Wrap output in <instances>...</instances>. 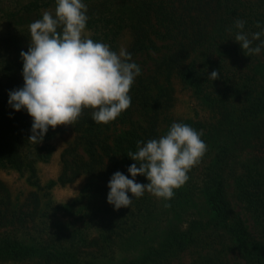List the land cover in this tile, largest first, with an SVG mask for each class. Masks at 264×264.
<instances>
[{
	"label": "trees",
	"instance_id": "1",
	"mask_svg": "<svg viewBox=\"0 0 264 264\" xmlns=\"http://www.w3.org/2000/svg\"><path fill=\"white\" fill-rule=\"evenodd\" d=\"M52 1L34 0L25 7ZM83 3L93 40L113 45L119 31L128 26L133 35L127 50L131 56L142 49L165 48L158 61L163 66L160 71L167 75L175 72L216 113L208 125L200 120L184 122L198 132L203 127L201 139L207 152L188 173L186 184L175 190L171 200H163L166 222L159 225L157 220L151 233L152 224L146 221L154 216L149 197L135 198L129 192L132 204L117 210L107 202L108 184L96 180L110 179L117 171L128 176L119 162L124 161L127 167L135 163L127 154L137 151V141L147 142L167 133L170 127L161 130L158 124L164 107L159 106L157 95L163 87L156 95L148 92L146 85L131 87L132 93L139 95L136 108L143 115L142 123L128 108L115 121L97 124L92 110L85 109L74 129L86 145L88 172L97 179L88 180L80 194L65 204H55L50 197L54 180L29 191L16 209L9 207V196L6 204L0 197V259L11 258L0 264H98L94 255L100 249L108 248L114 254L116 240H125L124 235L134 229L139 239L130 245L138 252L113 264H264V48L247 56L235 41L239 31L236 20L245 21L243 31L249 38L264 30V0ZM28 35L27 29L0 35V165L27 169L36 183L35 162L50 158L51 140L61 127H50L44 140L34 144L28 140L32 118L26 110L17 112L8 104L9 92L24 83L20 52L28 50V41L21 45ZM258 44L260 41H254L253 47ZM212 71L219 73L214 81L209 78ZM117 123L128 126L120 133L109 131ZM74 144H78L77 138ZM74 144L61 152L64 169L60 181L72 178L66 171L73 175L80 171V164L72 168L66 158ZM105 157L110 161L106 168ZM137 177L147 181L145 176ZM165 203L171 206L165 208ZM36 217L40 220L35 234L28 242L21 240L18 230ZM138 219L144 220L143 227L137 224Z\"/></svg>",
	"mask_w": 264,
	"mask_h": 264
},
{
	"label": "clouds",
	"instance_id": "2",
	"mask_svg": "<svg viewBox=\"0 0 264 264\" xmlns=\"http://www.w3.org/2000/svg\"><path fill=\"white\" fill-rule=\"evenodd\" d=\"M55 5L54 13L44 11L42 18L30 23L28 50L20 52L24 83L9 92L10 107L17 112L26 110L32 118L28 140L34 144L44 140L50 127L74 125L85 109L92 110L97 124L115 121L131 107L129 93L141 75L125 48L113 51L109 44L84 35L89 17L83 0H55ZM244 25L243 20L235 21L239 30L235 41L245 55H257L264 48V30L249 38ZM254 41L260 44L253 47ZM209 78L214 81L219 73L212 71ZM202 135V130L174 122L158 139L137 141V151L127 154L135 161L127 169L132 179L115 172L108 183L107 202L117 210L129 208L133 199L128 193L140 198L146 191L158 199L171 200L207 152ZM137 176H145L148 183L136 182Z\"/></svg>",
	"mask_w": 264,
	"mask_h": 264
},
{
	"label": "rangeland",
	"instance_id": "3",
	"mask_svg": "<svg viewBox=\"0 0 264 264\" xmlns=\"http://www.w3.org/2000/svg\"><path fill=\"white\" fill-rule=\"evenodd\" d=\"M34 0H0V35L7 34L10 31L27 29L29 32V25L36 19L38 15L44 11H50L54 13L55 0L44 6H32L31 8L25 7L26 3ZM41 1V0H39ZM92 29L86 26L85 36L92 39ZM133 35L128 26L123 27L116 35L113 45H110L113 51L119 52L121 48L129 49L132 43ZM30 32L28 36L23 37L21 45L23 46L26 41L30 42ZM103 42L99 40H94ZM11 43V42H8ZM105 43V42H103ZM161 42L158 41V44ZM164 47L160 50L155 48H148L138 50L132 55V61L135 62L141 69V75L136 77L132 86L135 88L143 87L146 85L149 87L148 92L153 95L159 94L160 88L163 87L162 93L157 95L159 106L164 107L159 114V128L162 130L167 125L170 127L174 122L184 123L185 120L195 121L200 120L205 124H210L216 119V113L209 107H207L201 100H199L192 92L190 86L186 85L181 78L173 72L167 75L165 72L160 71L159 58L164 51ZM264 59V58H263ZM155 78H158V82H155ZM159 84L160 86H158ZM145 87V86H144ZM143 87V88H144ZM130 96L132 98L131 107L133 110V118L138 122H143V115L136 108L137 98L139 95H134V92L130 90ZM156 97V98H157ZM127 124L117 123L109 128V131L113 133L123 132L127 128ZM61 130L52 138L51 143L53 149L51 151L50 158L48 160H38L35 162L37 182H33L29 178V171L27 169L18 170L12 166L0 165V197L3 199L4 204L6 196H9L11 202L8 203L11 209L18 208L24 201L25 196L29 191L35 190L40 185H45L50 180H54V184L50 187V197L52 201L57 203H69L73 198L77 197L81 189L85 186L88 180L97 179L96 176L91 175L88 172V165L85 163L88 160V152L83 138L80 137V132L75 131L74 125L60 126ZM203 130V127H200ZM78 140V144H74ZM69 144H74L72 153L67 154L66 158L70 160L72 168H75V163L80 164V171L73 175L72 171H66L71 179L66 181H60L59 175L64 169V161L61 156L62 150ZM76 161L71 160L72 156ZM104 168L109 166L108 159L104 158ZM73 161V162H71ZM121 168L128 169L124 161H120ZM124 174V173H123ZM127 176V175H126ZM128 178L132 179L128 173ZM109 178H98L96 181H101L103 184L109 183ZM136 182L141 184H147V181H142L138 177L135 178ZM144 196L149 197V207L154 210V216L146 221L152 224L151 233H153L154 225L159 220V225H163L166 219L163 218V199H158L147 191ZM3 206V205H2ZM6 207V206H4ZM66 219V218H64ZM39 218L29 221L26 225L28 227L18 230L20 239L28 242L33 234H35V226L39 223ZM140 227H143L144 220H136ZM156 226V225H155ZM252 227V226H251ZM3 228H0V231ZM92 233L95 232L93 229ZM146 232V231H145ZM128 237V238H127ZM125 240L118 238L116 244L113 246L114 254L108 252V248L100 249L97 256L94 255L98 264H113L115 260L121 259L123 256L131 257L135 255L138 250H134L130 244L136 239H139L137 230H130L124 235ZM128 241V242H126ZM86 257H92L91 254H82ZM11 258L6 257L0 259V262H8ZM13 260V259H12ZM184 261H188V256L184 257Z\"/></svg>",
	"mask_w": 264,
	"mask_h": 264
}]
</instances>
